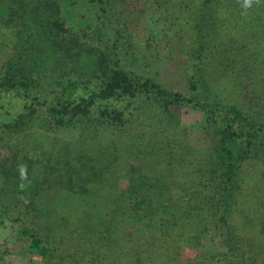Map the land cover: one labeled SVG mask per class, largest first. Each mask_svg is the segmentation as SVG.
Segmentation results:
<instances>
[{
  "label": "trees",
  "instance_id": "1",
  "mask_svg": "<svg viewBox=\"0 0 264 264\" xmlns=\"http://www.w3.org/2000/svg\"><path fill=\"white\" fill-rule=\"evenodd\" d=\"M128 1L9 0L8 16L2 19L3 24L0 25V39L12 42L15 51L10 61L0 65V142L4 143L1 149L12 154L11 158L5 159L12 160V163L1 169L3 176L6 173L11 176L8 180L0 178V227L9 226L4 244L12 245L20 238L27 239L28 246L24 255L29 258L30 264L36 262L32 256H40L42 260L48 258L46 261L49 264H264V189L257 188V173L252 168L258 164L251 163L259 157L258 154L264 147V131L259 128L251 130L252 133L248 135H242L243 128L241 130L240 127L245 121L241 120L238 111L231 118L227 115L229 110L221 118L217 115L221 112L220 108L215 103H210V98L218 93L226 94L225 87L217 91L213 89L217 87L202 81L200 83L203 91H207V99H202L204 102L200 100L201 97L193 99L196 106L209 114V123L214 126L218 137L214 157L211 156L206 163V155L195 162L190 151H187L186 156H176L168 163L172 168V185L176 192L173 193L174 188L158 178L154 186L158 189L143 192L140 195L141 202L132 204L136 220L140 222L138 231L145 232L144 235L138 234L131 238L132 228L126 225L121 228L116 226L121 230L114 231L110 221L108 224L104 220L110 205H102L93 200H85L86 217L81 219L88 221H82L79 226L71 224L73 227L52 224L49 213L43 212L41 205L48 203H40L42 199L45 200L41 193L42 185L34 182L35 185L31 188L28 186L31 171L30 174L25 173L27 179L21 174L16 175L18 167H22L24 163H36V160L32 162V156L25 157L23 161L17 160L16 154L20 152L21 142L18 138L27 135L33 121L41 116H49L56 126L66 127L79 125L92 113L89 107L99 99L114 97L127 102L131 98H140L142 94L145 97L152 95L156 101L159 99L164 103L165 109L186 100L181 94L172 93L158 85L155 80L142 78L128 66L123 68L117 40L106 48L115 65L101 83L100 89L93 87L79 75L83 59H89L93 63V56L100 51L99 41L96 40L99 31L112 25L111 21L116 15L114 9ZM175 1L153 0L157 10L166 16L172 12L170 7ZM178 1L181 8L189 9L197 7L200 0ZM202 1L204 17L199 20L202 23L197 24L201 25L200 28L207 27L204 18L210 22L208 17L216 15L223 21H218L219 27L211 30L209 36L206 34V38L214 36L220 45L231 40L233 45L240 47L242 53L244 50L253 51L250 56L234 60L236 64L233 68L237 65L245 66L244 59L251 66H261L264 63V40L261 39L264 32V9H256L260 4L258 0ZM78 4L92 11L96 22L101 20L97 31L81 26L85 18L83 15L77 22ZM114 21L115 18L113 23ZM177 36L181 48L176 55H185L188 62L200 61V67L206 71L205 63H209L203 44L206 39L201 40V44L190 42L191 38L179 36L177 32L172 39ZM175 47L173 44L171 50ZM123 49L125 55L134 54L131 44ZM169 55L173 56L172 51ZM216 56V61H222ZM157 58L160 62L161 56ZM258 59L262 60L259 65ZM255 78L259 79V74ZM45 84L48 85L47 90H41ZM13 97L29 100L31 105L25 106L23 113L11 121L13 118L5 107ZM256 97L262 96L256 94ZM42 98L45 99L43 102L40 101ZM92 114L100 125H95L94 134L100 138L104 135L102 142L106 150L117 142L113 139L117 134H127L124 131L129 122L122 110H103L99 112V116ZM249 125L252 126L250 123ZM99 128L108 135L100 132ZM133 135L134 132L126 136ZM172 164L176 166L173 167ZM175 168H178L176 172ZM243 168L251 173L253 171V177L244 175L248 172H243ZM151 172L163 173L155 166H152ZM44 183L48 184V180ZM248 184L251 185L250 198H243L242 202L239 200L231 205L230 200L243 196ZM162 185H165V190ZM88 191L96 196L95 191ZM131 193L137 194L134 190ZM138 193L140 194L139 191ZM162 194H166L163 199ZM234 212H237L235 215L240 221L239 229L231 226ZM210 215L215 218L210 219ZM142 228L145 230L141 232ZM211 230L214 231L212 237L220 240L219 246L213 244V239L209 240L207 246L202 245ZM184 233L188 235L186 239ZM180 238L190 248L198 249L194 258L181 261L182 253L174 246L175 240ZM80 239L82 241L78 242ZM190 241L193 242L191 245ZM74 242L79 244L74 246ZM112 246L115 248H111Z\"/></svg>",
  "mask_w": 264,
  "mask_h": 264
},
{
  "label": "rangeland",
  "instance_id": "2",
  "mask_svg": "<svg viewBox=\"0 0 264 264\" xmlns=\"http://www.w3.org/2000/svg\"><path fill=\"white\" fill-rule=\"evenodd\" d=\"M178 3L179 1L176 0L171 5L170 9L173 10L169 16L162 15L153 0H129L123 6L115 8L114 23L113 18L112 25L100 30L97 35L99 53L93 56V63L89 59H83L79 75L85 81H89L93 87L100 89L101 83L115 65L106 48L108 44L117 40V48L122 54L120 63L123 68L128 66L127 68L136 71L142 78L155 80L158 85L172 93L181 94L186 100L171 105L167 109L161 100L156 101L152 95L145 97L142 94L140 98H131L127 102L119 101L114 97L97 100L89 107L92 113L99 116V112L103 110L110 112L122 110L129 122L124 132L128 135L134 132L133 137H128L125 133H123L125 136L117 134L113 138L117 142L107 150L102 142L105 139L104 135L100 138L94 134L95 125H98L99 121L92 113L79 125L66 127H58L49 116H41L40 119L33 121L27 135L24 134L22 138L21 136L18 138L21 144L20 152L16 154L17 160L23 161L25 157L32 156V162L36 160V163L34 165L24 163L22 167H18L19 171L16 175L21 174L27 179L25 173L30 174L29 171H31L30 180H27L28 186L31 188L35 185L34 182L42 185L41 193L45 200L42 199L40 203H48L41 205L43 212L49 213L52 224H63L65 227L72 226L71 224L79 226L82 221H88L81 219L86 217L85 203L87 202L85 200H93L102 205H110L109 212H106L107 218L104 220L108 224L110 221L114 231L118 232L121 230L117 229L118 227L126 225L132 228L131 238L137 237L138 234L144 235L145 232H142L144 228L141 229L142 233L138 231L140 222L136 220L132 204L141 202L140 195L143 192L157 190L158 188L154 186L158 178L170 185L172 189L174 188L172 168L168 163L176 156L180 154L186 156L187 151H190V156L195 162L206 155L204 160L207 163L216 153L214 149L217 147L218 137L215 135L214 126L209 123V114L196 106V102L193 101L196 97H201V101L207 99V91H203L204 88L200 83L202 81L217 87L213 88L217 91L221 87H225L227 91L226 94L218 93L217 96L210 98V103H215V106L220 108L221 112L217 113L220 118L228 110L227 115L230 118L234 116L235 111H238L241 120L245 121L240 127L241 130L243 128L242 135H248L252 133L251 130L259 128H263L264 131V63L260 64L262 60H257V64L261 66L256 67L257 65H249L250 62L244 59L245 66L237 65L233 68L236 64L234 60L250 56L253 51L244 50L242 53L240 47L233 45L231 40L220 45L214 36L210 39L206 38V34L209 36L211 30L219 27L218 21L222 19L214 15L208 17L209 22L204 18L203 21H206L207 27L200 28L201 25L197 24H201L202 21L199 20L204 17L201 6L204 1L200 0L197 7L192 6L189 9L181 8ZM258 3L260 4L256 9L263 10L264 0H258ZM78 6L77 22L83 15L85 18L81 26L97 31L101 20L96 22L92 11L82 4ZM9 8V0H0V25L3 24L2 19L8 16ZM175 32L179 36H188L191 38L190 42L201 44V40L206 39L203 42L205 57L209 58V63H205L206 71L200 67V61L188 62L185 55H176L181 48V43L178 36L172 39ZM262 36L261 39L264 40V32ZM130 44L134 48V54L125 55L123 48L124 46L127 48ZM173 44L176 47L171 50ZM170 51L173 56L169 55ZM14 55L13 43L5 38L0 39V65L10 61ZM216 55L222 61H216ZM158 56H161L160 62ZM256 74H259V79L255 78ZM47 88L48 85L45 84L41 90H47ZM256 94L262 97H256ZM220 96L223 98L220 99ZM45 99L42 98L40 101L43 102ZM30 105L29 100L13 97L5 110L13 118L11 121H14L19 114L23 113L25 106ZM99 130L107 134L102 128ZM169 141L172 142L170 146ZM2 145L4 143L0 142V178L8 180L11 174L6 173L3 176L1 169L12 163V160H5L11 158L12 154L1 149ZM258 155L260 159L258 157L251 161L252 164H258V168L254 167L252 170L257 173V188L264 189V178H262L264 147ZM152 166L162 170L163 173H152ZM172 166L175 167L176 164ZM215 168L218 169V167ZM177 170L178 168H175L174 172ZM245 170L248 173L244 175L253 177V171L251 173L246 168L242 171ZM45 180H48V184L44 183ZM162 188L165 190V185H162ZM249 189L251 185L248 184L243 191V196L240 197L238 194L239 198H232L230 204L233 205L239 200L242 202L243 198L249 199ZM20 190L22 191V187ZM88 190L95 191L96 196L89 194ZM132 190L137 194H132ZM172 192H176L175 188ZM165 195L162 194L161 198H165ZM20 204L25 207L23 203ZM236 213L232 215L231 226L239 229L240 221L238 222ZM238 217L241 218V216ZM209 218L213 220L215 216L210 215ZM8 228L0 227V264H30L29 258L24 255L28 246L27 239L20 238L12 245L4 244V238L9 234ZM212 234L214 235L213 230L205 236L203 246H207L212 239L214 245H220V240L214 239ZM184 237L186 239L188 235L184 233ZM81 241L80 239L78 242ZM175 241V248L180 249L182 253L181 261L195 257L197 248H190L182 243V238ZM192 243L190 241V245ZM78 244L73 243L74 246ZM32 257L36 261L34 264H49L46 261L48 258L42 260L40 256Z\"/></svg>",
  "mask_w": 264,
  "mask_h": 264
}]
</instances>
